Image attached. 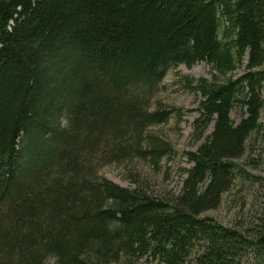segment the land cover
<instances>
[{"label":"trees","instance_id":"obj_1","mask_svg":"<svg viewBox=\"0 0 264 264\" xmlns=\"http://www.w3.org/2000/svg\"><path fill=\"white\" fill-rule=\"evenodd\" d=\"M198 61L210 78L171 81L200 95L179 192L105 178L104 165L165 155L147 131L175 113L162 79ZM263 86L264 0H0V264L264 255V196L242 227L203 214L245 177L231 160L260 126Z\"/></svg>","mask_w":264,"mask_h":264},{"label":"rangeland","instance_id":"obj_2","mask_svg":"<svg viewBox=\"0 0 264 264\" xmlns=\"http://www.w3.org/2000/svg\"><path fill=\"white\" fill-rule=\"evenodd\" d=\"M241 71L242 66L233 74L237 75ZM174 74L210 78L211 71L205 61H198L190 67L178 64L170 68L162 79L165 85L158 92L160 105L174 108L175 113L173 112L174 114L163 123L148 126L147 131L156 138V142L158 140L161 146L167 147L165 155L158 159L156 165H151L147 158L135 157L124 161L123 164L104 165L100 173L105 178L121 186L142 185L147 192L161 197H169L179 192L185 176L184 169L190 166L185 151H194L202 138L194 140L191 137L193 120L198 116L200 95L197 92L180 91L172 86ZM262 94L264 97V86ZM243 114L244 108L236 106L230 111L229 116L235 123ZM258 122L260 126L257 132H251L247 137L244 153L231 160L244 171L245 177L241 174L235 175L229 190L222 194L219 205L203 213L224 226H244L248 216L256 209L257 204L252 205V202L261 201L264 196V183L263 185L259 183L260 178L264 177V108L259 112ZM210 129L211 124L203 131V135ZM253 176L257 178L253 179ZM132 264L161 263L143 255L132 261ZM242 264H264V255L254 257L250 253Z\"/></svg>","mask_w":264,"mask_h":264}]
</instances>
